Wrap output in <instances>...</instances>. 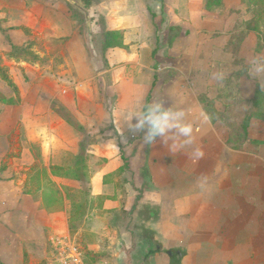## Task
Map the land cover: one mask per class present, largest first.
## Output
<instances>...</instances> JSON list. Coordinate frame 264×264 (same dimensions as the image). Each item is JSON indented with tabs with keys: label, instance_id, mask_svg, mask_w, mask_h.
I'll use <instances>...</instances> for the list:
<instances>
[{
	"label": "crops",
	"instance_id": "crops-1",
	"mask_svg": "<svg viewBox=\"0 0 264 264\" xmlns=\"http://www.w3.org/2000/svg\"><path fill=\"white\" fill-rule=\"evenodd\" d=\"M72 3L0 0V65L18 87L17 104L2 106L0 114L1 262L32 264L28 245L43 246L48 235L71 237L68 195L87 190L88 214L76 235L97 255L98 240L112 239L115 263L104 264H155L159 255L168 264H264V120L254 118L249 126L250 139L261 144L233 150L198 98L209 82L240 68L224 48L237 23L233 15L246 12L242 0H97L80 6L89 32L124 35L125 48L106 52V73L115 81L113 109L139 111L162 102L183 110L194 129L189 148L176 150L160 137L146 145L143 131L131 130L101 105L96 115L104 123L109 118L112 129L101 131L88 151V183L74 174L84 133L53 104L62 99L70 111L79 107L89 121L90 100L83 93L93 97L94 71ZM6 36L16 45L44 42L45 51L37 42L33 51L47 62L9 57ZM59 53L62 65L78 74L72 100L69 87L58 86L61 75L47 70ZM263 70L255 87L264 88ZM3 82L8 86L0 78V91L15 96ZM194 147L202 158L189 155Z\"/></svg>",
	"mask_w": 264,
	"mask_h": 264
},
{
	"label": "trees",
	"instance_id": "trees-1",
	"mask_svg": "<svg viewBox=\"0 0 264 264\" xmlns=\"http://www.w3.org/2000/svg\"><path fill=\"white\" fill-rule=\"evenodd\" d=\"M85 8H90L94 4V0H82ZM246 5L247 12L252 17L248 20L237 23L230 31V37L225 45V50L232 58L235 65L240 68L234 71L231 76L222 78L217 84V95L211 98L207 93L199 94L198 98L202 103L204 110L211 122L214 125L223 123L228 125L230 131L225 137V143L233 150H243L247 143L254 145L261 144L258 140L250 139L249 126L252 119L264 120V88L257 83L252 97L249 99L250 108L244 116L241 123L237 122L236 117L228 111L230 103H243L246 99L243 96L242 79L250 76L251 65L241 57L240 52L244 46L246 39L250 33H256L257 41L252 46V50L256 53H261L264 50V0H242ZM70 9L73 11L72 6ZM74 17L78 19L81 29L85 26V21L82 20L78 12H74ZM1 24V19H0ZM86 27V26H85ZM3 30V29H2ZM4 31V30H3ZM11 45V50L8 53L9 57L25 59L26 61L36 63H46L47 60L40 57L33 51L34 42H28L24 45H16L6 36ZM124 35L121 31H104L103 32V59L106 70L109 69V64L106 58V52L110 48H125ZM0 78L5 81L13 90L15 96L7 97L0 91V114L2 106L14 105L18 102V87L9 75L7 68L0 65ZM224 103V109H220L218 102ZM54 108L57 107L54 105ZM82 132V126H77ZM83 133V132H82ZM89 147L81 142V152L78 156V161L74 168L75 177L84 182H90L91 171L89 167L88 157ZM5 167V164L2 168ZM1 171V170H0ZM89 195L87 190L76 191L68 198L72 201V212L69 220V229L71 236H74L83 223V220L88 214L89 209ZM47 203L53 202V199L46 198ZM106 256L86 252L84 254L85 264H102ZM0 264H3L0 260Z\"/></svg>",
	"mask_w": 264,
	"mask_h": 264
},
{
	"label": "rangeland",
	"instance_id": "rangeland-1",
	"mask_svg": "<svg viewBox=\"0 0 264 264\" xmlns=\"http://www.w3.org/2000/svg\"><path fill=\"white\" fill-rule=\"evenodd\" d=\"M97 1V0H94ZM72 4H70L73 8L74 12H80V6H83L82 0H72ZM246 7V5H245ZM237 12L236 15H233V19L237 18V23L248 20L252 17V15L247 12ZM102 20H100L99 24H101ZM236 23V24H237ZM86 26V24H85ZM82 27V37L84 46L86 48L88 57L90 59V63L92 65V69L94 71V77L90 81L91 83V92H93V97L90 99L89 94L90 93H83V100L90 102V115L88 116L89 121L86 118L85 113H83L82 110H80L79 107L76 108V111H70L68 107H65L62 99H55L53 101V104L57 107V109L60 111L62 115H65L70 119V122L77 124L79 126H82V132L84 133V144L89 147V150L95 149L97 143L100 141V132H105L106 130H111L112 125L109 122L108 123L102 122L101 118L98 117L97 114V108H99L101 105L104 106L108 112H111V110L114 107L115 103V96L113 93V86L115 84L114 79L112 78L111 73H106V67L104 66V59H103V31L97 30L96 32H89L88 27L86 26ZM251 36V37H250ZM217 36L212 35L209 37V39H212L214 41V38ZM208 42V40L206 39ZM257 41V35L256 33H250L248 38L246 39L245 43H247V46L241 49L240 55L241 57L246 61V63L250 64L254 70L252 71V76L250 79H243L242 81V89H243V95L246 98L245 102H241L238 104L230 103V106L228 108V111L233 114L236 117L237 122L241 123L244 116L248 112L250 108L249 99L251 98L254 88H255V81L258 80L256 78V75L261 72V69H264V51L262 53H256L252 50V46ZM34 43H38V47L41 50H46L44 46V42L42 41H30ZM244 43V45H245ZM215 45V44H214ZM60 47H56L54 49L53 55L59 51ZM215 51V50H213ZM217 51V50H216ZM223 56V55H222ZM1 58V56H0ZM64 61V57L61 53L58 54V56L55 58L53 65V69L48 68L47 70L51 73H54L55 76L61 75V80L58 83V86L60 83L63 85L69 87L68 94H66L71 100L73 99L74 90L76 87V84L79 83V80L77 79V72L74 71V68L71 69L70 66H63L62 63ZM74 67V66H72ZM83 66H79L80 70ZM239 67V66H238ZM76 68V67H75ZM230 68L227 67L226 70L228 71ZM71 71V72H70ZM75 72V73H74ZM264 72V70H263ZM57 77H53V81H56ZM215 82V83H214ZM214 82H209L208 90L206 93L211 97L215 98L217 95V84L219 80H216ZM4 83V82H3ZM5 84V83H4ZM6 88L8 86L5 84ZM60 87V86H59ZM8 90H11V88H8ZM7 93H10L8 91ZM224 102L219 101L218 106L220 109H224ZM79 110V111H78ZM104 116V115H103ZM109 116V115H108ZM104 121V119H103ZM84 123V124H83ZM83 124V125H81ZM219 128L223 132V135L225 133L224 138L228 135L230 128H228V125H225L223 123H218ZM111 136V135H109ZM89 219H87V224L89 227ZM87 224L85 225L87 227ZM53 236L48 235L47 239L45 241V245H39L37 243H33L28 245V249L30 251H34V254L32 253V258L29 259V261L32 262V264H58L56 262V251L53 247ZM75 244L82 250L83 254L87 252V246L85 244V241H83L81 238H79L76 234L74 236H71ZM112 239H106L105 242L98 240L97 246H99V255L106 256L105 259H103L102 264L106 260H111V251L110 248L108 250L109 242H111ZM46 250V255L43 253V256H40L41 253ZM45 255V256H44ZM155 264H166L168 261V258L166 255H159L156 258H153ZM114 262L113 260H111ZM115 263V262H114ZM167 263V264H168ZM106 264V263H105Z\"/></svg>",
	"mask_w": 264,
	"mask_h": 264
},
{
	"label": "clouds",
	"instance_id": "clouds-1",
	"mask_svg": "<svg viewBox=\"0 0 264 264\" xmlns=\"http://www.w3.org/2000/svg\"><path fill=\"white\" fill-rule=\"evenodd\" d=\"M217 78L222 79L220 76ZM113 117L126 123L131 130L143 131L146 145L153 144L157 137L162 138L164 143L171 141V146L176 150L186 149L194 144V129L186 120L185 112L166 107L162 102L146 104L139 111L114 108ZM189 155L199 159L204 153L199 147H194Z\"/></svg>",
	"mask_w": 264,
	"mask_h": 264
},
{
	"label": "built area",
	"instance_id": "built-area-1",
	"mask_svg": "<svg viewBox=\"0 0 264 264\" xmlns=\"http://www.w3.org/2000/svg\"><path fill=\"white\" fill-rule=\"evenodd\" d=\"M53 247L58 264H84V254L71 237H54Z\"/></svg>",
	"mask_w": 264,
	"mask_h": 264
},
{
	"label": "water",
	"instance_id": "water-1",
	"mask_svg": "<svg viewBox=\"0 0 264 264\" xmlns=\"http://www.w3.org/2000/svg\"><path fill=\"white\" fill-rule=\"evenodd\" d=\"M90 35H91V31H90Z\"/></svg>",
	"mask_w": 264,
	"mask_h": 264
}]
</instances>
